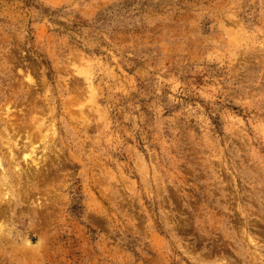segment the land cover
<instances>
[{
	"label": "rangeland",
	"instance_id": "rangeland-1",
	"mask_svg": "<svg viewBox=\"0 0 264 264\" xmlns=\"http://www.w3.org/2000/svg\"><path fill=\"white\" fill-rule=\"evenodd\" d=\"M0 264H264V0H0Z\"/></svg>",
	"mask_w": 264,
	"mask_h": 264
}]
</instances>
